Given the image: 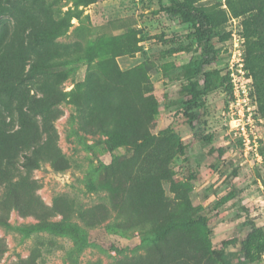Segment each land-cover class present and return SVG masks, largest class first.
I'll return each mask as SVG.
<instances>
[{"label": "rangeland", "instance_id": "1", "mask_svg": "<svg viewBox=\"0 0 264 264\" xmlns=\"http://www.w3.org/2000/svg\"><path fill=\"white\" fill-rule=\"evenodd\" d=\"M170 5V0H0L3 64H21L27 71L34 59L29 42L40 29L47 32L45 39L37 33L42 56L58 45L85 55L47 73L62 93L51 124L56 134L51 158L58 165L50 160L32 173L35 195L53 211L51 221L65 214L84 235L33 230L39 224L33 212L10 209L11 227L0 225L5 247L0 264H149L156 247L157 264H220L218 254L232 238L238 242L228 248V258L248 264L240 243L251 230H264V161L246 156L228 134L224 80L243 18L234 17L225 0L196 3L219 25L213 38L217 61L205 68L217 74L199 102L204 132L213 140L195 143L184 103L200 53L193 28L165 12ZM85 81L101 97L103 125L110 130L101 131L98 120L84 130L74 120L69 93ZM26 85L22 93L32 95L35 90ZM18 124L12 122L14 129ZM261 132L264 138V122ZM132 215L137 222L150 221L149 231L133 228L125 220ZM89 219H95V228L87 226ZM30 256L35 263L25 262ZM255 264H264V256Z\"/></svg>", "mask_w": 264, "mask_h": 264}, {"label": "trees", "instance_id": "2", "mask_svg": "<svg viewBox=\"0 0 264 264\" xmlns=\"http://www.w3.org/2000/svg\"><path fill=\"white\" fill-rule=\"evenodd\" d=\"M170 1L171 5L164 8L165 12L170 16L178 17L182 23L193 28L200 53L195 68L196 74L186 86L184 104L187 122L194 130L195 143H211L213 136L204 132L205 112L199 102L211 89L217 74L206 72L205 68L217 61L213 38L219 23L213 14L196 6L200 0ZM225 5L234 17L243 18L245 65L253 78L254 98L259 115L264 119V0H225ZM72 16L75 14L71 15L69 20ZM225 21L226 17L222 15L221 23ZM37 33L40 37L44 35V39L47 35L46 31L40 29L29 42V49L34 59L27 63L29 66L27 71L21 64L18 66L11 63L3 64L0 59V187L3 188L2 196L0 195V225L6 228L11 227L7 219L10 209L25 210V212H33L35 218L39 220V224L33 230L81 237L84 235L83 228L72 223L65 214H61L63 217L61 221H51L53 211L43 206L39 197L35 195L37 188L32 173L50 160L54 165H58V161L51 158L52 152L56 150V134L51 124L56 118V104L59 103L62 93L57 92L58 84L53 83L47 73L50 69L68 67L70 64L81 61L85 55L77 47L66 50L64 46L58 45L49 55L42 56L40 49L44 44L37 41L39 36ZM11 54L15 57V52ZM90 59L88 55L87 60L90 61ZM224 80L227 82L225 89L231 96L233 90L229 76ZM26 84H30L35 90L32 95L22 93ZM75 92L83 93L81 101L73 99ZM69 96L72 98L70 103L75 110L74 120L79 121L84 130L92 127L95 120L100 122L101 131L112 128L110 125H103L107 122L103 112L105 105L103 103L98 105L102 101L97 98L101 97L95 98L92 94L90 82L78 84ZM14 120L19 122L16 129L12 125ZM261 152L264 157V147H261ZM33 203L34 206H32ZM104 214L102 213V217ZM132 216V218L125 217V220L127 219L133 228L149 231L150 221L137 222L135 216ZM86 224L91 229L97 226L95 219L87 220ZM149 240L156 241L157 235L153 240ZM237 242V238L224 242L223 249L218 254L220 264H235L228 258L227 250L231 246H236ZM4 252L5 247L0 239V258ZM240 252L248 264H255L262 258L264 230L253 229L248 232L240 243ZM35 260V256H30L25 262L35 263ZM149 264H157V247Z\"/></svg>", "mask_w": 264, "mask_h": 264}, {"label": "built area", "instance_id": "3", "mask_svg": "<svg viewBox=\"0 0 264 264\" xmlns=\"http://www.w3.org/2000/svg\"><path fill=\"white\" fill-rule=\"evenodd\" d=\"M238 36L237 33L233 34L235 49L228 71L233 91L226 107V125L228 134L237 141L244 154L262 163L264 157L261 147H264V138L261 127L264 119L259 115L253 78L245 65V41L243 36Z\"/></svg>", "mask_w": 264, "mask_h": 264}]
</instances>
